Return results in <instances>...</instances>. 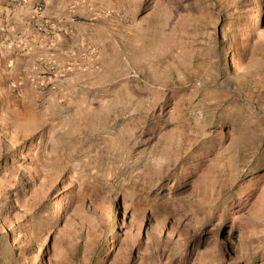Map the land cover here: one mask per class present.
<instances>
[{"label": "rangeland", "instance_id": "1", "mask_svg": "<svg viewBox=\"0 0 264 264\" xmlns=\"http://www.w3.org/2000/svg\"><path fill=\"white\" fill-rule=\"evenodd\" d=\"M0 264H264V0H0Z\"/></svg>", "mask_w": 264, "mask_h": 264}, {"label": "built area", "instance_id": "2", "mask_svg": "<svg viewBox=\"0 0 264 264\" xmlns=\"http://www.w3.org/2000/svg\"><path fill=\"white\" fill-rule=\"evenodd\" d=\"M34 10H35L36 13H40L42 11V5L35 6Z\"/></svg>", "mask_w": 264, "mask_h": 264}]
</instances>
